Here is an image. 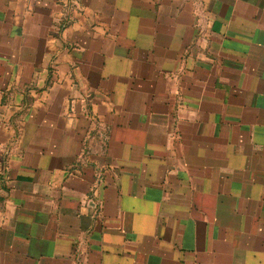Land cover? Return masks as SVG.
I'll return each instance as SVG.
<instances>
[{
  "label": "crops",
  "instance_id": "obj_1",
  "mask_svg": "<svg viewBox=\"0 0 264 264\" xmlns=\"http://www.w3.org/2000/svg\"><path fill=\"white\" fill-rule=\"evenodd\" d=\"M0 0V264H264V0Z\"/></svg>",
  "mask_w": 264,
  "mask_h": 264
},
{
  "label": "built area",
  "instance_id": "obj_2",
  "mask_svg": "<svg viewBox=\"0 0 264 264\" xmlns=\"http://www.w3.org/2000/svg\"><path fill=\"white\" fill-rule=\"evenodd\" d=\"M64 3L69 5L71 3V0H65Z\"/></svg>",
  "mask_w": 264,
  "mask_h": 264
}]
</instances>
